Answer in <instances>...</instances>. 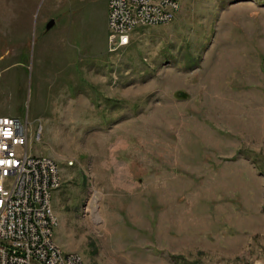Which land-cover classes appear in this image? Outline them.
Listing matches in <instances>:
<instances>
[{
	"label": "rangeland",
	"instance_id": "obj_1",
	"mask_svg": "<svg viewBox=\"0 0 264 264\" xmlns=\"http://www.w3.org/2000/svg\"><path fill=\"white\" fill-rule=\"evenodd\" d=\"M0 115L56 161L81 264H264V0H180L116 49L106 0H0Z\"/></svg>",
	"mask_w": 264,
	"mask_h": 264
},
{
	"label": "built area",
	"instance_id": "obj_2",
	"mask_svg": "<svg viewBox=\"0 0 264 264\" xmlns=\"http://www.w3.org/2000/svg\"><path fill=\"white\" fill-rule=\"evenodd\" d=\"M180 0H106L109 49L129 43L135 26L169 23ZM59 172L50 156L29 153L23 122L0 115V264H77L75 252H56L49 242L50 187Z\"/></svg>",
	"mask_w": 264,
	"mask_h": 264
},
{
	"label": "bare ground",
	"instance_id": "obj_3",
	"mask_svg": "<svg viewBox=\"0 0 264 264\" xmlns=\"http://www.w3.org/2000/svg\"><path fill=\"white\" fill-rule=\"evenodd\" d=\"M142 26H147V23H139L137 26H135V29L137 27H142ZM51 158V157H50ZM57 181H60L59 178V172L57 173ZM59 186V185H58ZM57 186V187H58ZM57 187H50L49 190V201L47 202V210H52V206H51V195L52 192L57 188ZM55 221H50V231H49V242H50V246H52V248L56 251V252H65L63 251L53 240V229L56 225V217L54 215ZM77 264H81V259L80 256H78L77 258Z\"/></svg>",
	"mask_w": 264,
	"mask_h": 264
},
{
	"label": "water",
	"instance_id": "obj_4",
	"mask_svg": "<svg viewBox=\"0 0 264 264\" xmlns=\"http://www.w3.org/2000/svg\"><path fill=\"white\" fill-rule=\"evenodd\" d=\"M52 22H53V20L52 19H50L47 23H46V26H49V25H51L52 24Z\"/></svg>",
	"mask_w": 264,
	"mask_h": 264
}]
</instances>
